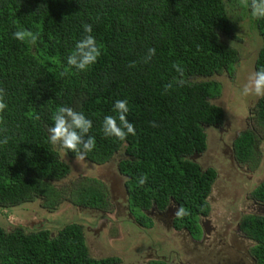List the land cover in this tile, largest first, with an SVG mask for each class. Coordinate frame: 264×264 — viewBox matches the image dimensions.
Wrapping results in <instances>:
<instances>
[{"label": "trees", "instance_id": "16d2710c", "mask_svg": "<svg viewBox=\"0 0 264 264\" xmlns=\"http://www.w3.org/2000/svg\"><path fill=\"white\" fill-rule=\"evenodd\" d=\"M245 19L243 26L260 41L257 71L264 67V19L254 18L242 0H0L6 104L0 111V210L35 200L54 210L68 201L105 206L106 185L97 178L65 185L72 168L62 152L76 154L49 142L56 109L69 106L93 122L88 135L96 144L85 160L103 165L120 158L131 207L165 208L174 199L187 213L178 223L198 230L217 173L203 170L193 156L209 149L207 128L226 121L227 112L214 102L223 89L215 78L234 72L243 51L236 42L243 32L238 22ZM85 23L92 25L101 54L81 71L67 57L85 35ZM18 29L36 42L15 39ZM151 48L155 55L147 59ZM117 99L127 100L136 131L123 141L102 130L106 115H118ZM250 117L257 126L236 137L234 151L238 162L252 166L264 156V97ZM145 174L141 185L138 177ZM253 196L264 203V181ZM243 228L264 264V215L245 216ZM51 232L0 225V264H112L90 254L82 224H64L53 237Z\"/></svg>", "mask_w": 264, "mask_h": 264}, {"label": "flooded vegetation", "instance_id": "af4514ba", "mask_svg": "<svg viewBox=\"0 0 264 264\" xmlns=\"http://www.w3.org/2000/svg\"><path fill=\"white\" fill-rule=\"evenodd\" d=\"M226 124L227 119L222 126L209 127V129H214L219 132L226 128L225 136L223 137L220 135L223 143L221 153L218 152L216 155L206 156V152L195 159L203 170L213 168L216 171L217 174L213 188L217 187V181L223 177L221 172L224 171L222 168L228 163V156L231 157V163L237 167V170L234 171L236 175H238L242 169L238 168L237 164L240 162L237 161L233 152H229V148L231 149L232 147L234 150L236 137L247 128H237L236 131L239 130V134L233 135L230 141H228L230 132ZM240 164L251 166L248 162ZM117 166H119L118 163ZM81 179H85V177L79 176L78 179H75L71 171L64 182L68 184L66 186L72 188L75 182L77 180L81 181ZM116 181H118V183H116ZM104 184L106 185L107 192L105 206L93 208L70 203L72 209L79 210L78 214L68 218L66 216L62 218L65 220L71 218L68 223L78 222L84 226L90 254L97 259H111L112 264H263L254 254L253 248L256 244L255 240L243 228L245 216L250 214L261 215L260 212H262L264 206L262 201L253 196L254 192H252L250 198L252 203L248 205L250 212L248 211L246 213L244 210L242 212L236 211L234 212L235 216H232L229 220L227 219V213H223V216H219L214 212V207L210 204L211 200L213 201L211 198L212 195H210L209 210L206 213L199 214V229L197 230L196 228H188L185 224L180 225L178 223L176 212L177 208H180V206L174 199H171L165 208L159 207L156 203H153L151 207L147 209L131 207L130 189L127 185V178L119 167L117 172H115V176L110 177V180ZM256 188L257 187H255L254 190ZM234 197H238L237 191H235ZM36 201L38 200L26 202L18 206L34 203ZM38 202L40 206L39 208L34 207L35 211L26 212L24 208L23 211H21V208L15 210L3 209L1 212L3 213L4 225L1 226L5 227L7 231H12L19 227H25L28 230L49 229L52 231L51 236H55L58 229L65 223H57L58 219H61V216H55L56 209L45 208L41 205L40 201ZM38 202L36 203L38 204ZM36 203L33 205H36ZM63 204L59 206V210ZM32 208H30V210H32ZM135 210L139 211L141 215L137 216L136 213H134ZM42 212H48L54 215V217H50L49 221L44 219V222L40 225L36 224L35 226H30V223L33 222L34 213L39 214L41 219L45 218V216H42ZM13 215L16 216L14 217ZM6 217L8 221L5 220ZM108 225L109 227H115L121 234L124 233L123 238H127L131 242V246L127 248L125 255L117 254L116 251L119 249H107L100 245L95 248L96 254L92 252V245L88 240V234L94 235L99 242V236L103 239L108 233ZM97 227L99 228L94 231ZM103 232L104 234H102ZM124 235H126V237H124Z\"/></svg>", "mask_w": 264, "mask_h": 264}, {"label": "rangeland", "instance_id": "374dc122", "mask_svg": "<svg viewBox=\"0 0 264 264\" xmlns=\"http://www.w3.org/2000/svg\"><path fill=\"white\" fill-rule=\"evenodd\" d=\"M232 9L233 8H231V10ZM248 21L249 19H245L240 20L238 22L243 32H238L239 39H236V42L241 45L240 47L243 51L240 60L235 65L236 67L234 72L232 74L225 72L221 75L216 76L215 78L223 85L221 95L215 98L214 102L222 106L228 114L226 117V125H228L227 129L230 132V136L228 135V141H230V138L233 135L239 134V130L236 131L237 128L243 127L253 129L254 126H257V123L253 118L250 117V114L254 104L257 102V99L259 97L242 95V88L244 84L248 82V79L251 74L255 72V61L259 47L258 44L260 42L255 37L254 33H252L251 30L248 29L247 26V28L243 26ZM225 129L220 130L219 132L214 129L207 128L206 131L208 133L209 138V149L207 151L206 156H212L214 154L216 155V153L218 152L221 153V150L223 149L221 136H225ZM62 156L66 161L70 163L72 168V176L75 177V179H78L79 176L85 177V179H81V181L77 180L75 184L84 182V180L86 181L87 178H97L98 180L105 183L110 180V177H114L115 172H117L118 170V157L117 159H114L111 162L99 166L93 165L87 162L85 159L77 161L76 158H69L67 155H65L64 152H62ZM231 162V157L228 156V163L225 164V166L222 168L224 169V171L221 172V175H223V177H221L217 181V187L212 189L211 198L213 199V201L211 200L210 203L214 207H212L214 209V212H216L219 216H223V213H227L228 220L231 219L232 216H235L234 212L236 211L242 212L244 210L247 213L250 210L248 209V205L252 203V200H250L252 196L251 194L252 192H254V188L257 187L264 180V156H261V160L259 162L254 163V165L252 166H245L241 165L240 163H236L238 168H242L241 170L239 169L240 172L238 175L234 173V171L237 170V167ZM116 183H118V181H116ZM235 191H237L238 193L237 198L234 197ZM34 203L25 204L22 206L11 208L9 210L21 208V211H23L24 209V211L26 212L35 211L34 207L39 208L40 205L39 202L38 204L36 203V205H33ZM30 208H32V210H30ZM58 210L59 209H57L55 216H61V219H58L57 221V223L60 224H67L71 219H62L64 216L68 218L70 216L78 214L79 211L78 209H72L69 201L63 204L60 210ZM134 213H136L137 216L141 215V213L137 210H135ZM2 214L3 213L0 212V225H4ZM50 215L51 214L48 212H42V216H45V218L41 219V216H39V214L34 213V218L32 219L33 222L30 223V226H35L36 224L40 225L42 224V222H44V219L46 221H49L50 217H54V215ZM13 216L15 217L16 215ZM5 220L8 221L7 217ZM182 222L183 220L179 221V224L182 225ZM98 228L99 227L95 228L94 231ZM107 229L108 233L106 234L105 238L102 239L99 236V242L94 235L92 236L88 234V240L92 245V252L96 254L95 248L96 246L99 247L100 245L101 247L107 249H119L116 251V253L120 255H125L127 252V248L131 246V242L127 238H123L124 233L121 234V232H119L115 227H109L108 225ZM102 234H104V232ZM124 237H126V235H124Z\"/></svg>", "mask_w": 264, "mask_h": 264}, {"label": "clouds", "instance_id": "9594fccd", "mask_svg": "<svg viewBox=\"0 0 264 264\" xmlns=\"http://www.w3.org/2000/svg\"><path fill=\"white\" fill-rule=\"evenodd\" d=\"M242 4L251 10L254 18L264 19V0H242ZM85 35L76 42L74 51L68 55L67 63L75 68L84 71L97 62L101 54L96 39L91 35L93 27L91 24L83 25ZM13 37L19 41L29 39L33 44L37 37L26 30H16ZM147 59L155 55V49L148 50ZM174 68L181 71L178 65ZM65 73H62L64 75ZM4 90L0 89V111L5 109L6 104L3 102ZM243 96L264 97V67L253 72L242 88ZM113 111L118 115H106L103 119L102 130L105 137H116L123 141L127 135H135V127L127 118L129 112L127 100L117 99L113 105ZM53 124L48 128L49 142L63 149L71 150L76 154L77 161L86 158V153L91 152L96 144L93 136L88 135L93 127L92 120L88 119L84 113L76 111L69 106H60L56 109L53 117ZM7 143V139L3 141ZM147 181V175L138 177L139 184L143 185ZM187 213L184 208H178L176 215L183 217Z\"/></svg>", "mask_w": 264, "mask_h": 264}, {"label": "water", "instance_id": "95a60500", "mask_svg": "<svg viewBox=\"0 0 264 264\" xmlns=\"http://www.w3.org/2000/svg\"><path fill=\"white\" fill-rule=\"evenodd\" d=\"M230 151L233 152V154H235V151L232 149V147H231V149L229 148V152ZM198 156L200 157V155H198V154L197 155H194L193 156V159H196ZM174 211H176V210H174ZM260 213H261V215H264V206H263L262 212H260Z\"/></svg>", "mask_w": 264, "mask_h": 264}]
</instances>
